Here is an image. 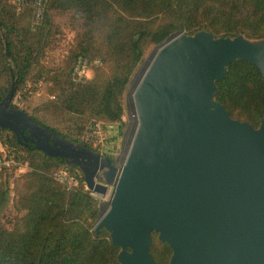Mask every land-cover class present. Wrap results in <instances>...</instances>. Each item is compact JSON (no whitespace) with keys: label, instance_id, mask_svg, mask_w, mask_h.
<instances>
[{"label":"trees","instance_id":"1","mask_svg":"<svg viewBox=\"0 0 264 264\" xmlns=\"http://www.w3.org/2000/svg\"><path fill=\"white\" fill-rule=\"evenodd\" d=\"M66 29L72 38L59 50ZM199 30L263 39L264 0H43L37 23L29 4L0 0V101L12 72L13 97L25 83L41 80V92L19 108L47 130L101 152L82 135L92 121L117 123L120 134L123 94L145 51L176 31ZM80 56L90 58L92 76L75 82L71 74ZM216 84L215 99L233 118L260 125L264 77L252 62L232 61ZM10 104L18 107L12 99ZM9 132L4 144L20 152L28 167L18 176L0 171V210L13 191L18 212L11 227L0 224V264H121L109 232L95 231L99 200L86 187L83 172ZM57 168L77 182L68 187L55 180ZM149 251L158 264H168L172 254L156 232Z\"/></svg>","mask_w":264,"mask_h":264},{"label":"water","instance_id":"2","mask_svg":"<svg viewBox=\"0 0 264 264\" xmlns=\"http://www.w3.org/2000/svg\"><path fill=\"white\" fill-rule=\"evenodd\" d=\"M234 60L264 77V38L179 31L159 44L136 90L140 123L121 168L12 106L13 72L0 128L77 166L91 191L114 187L95 231L109 232L121 264H158L152 232L172 248L168 264H264V120L233 118L215 99Z\"/></svg>","mask_w":264,"mask_h":264},{"label":"rangeland","instance_id":"3","mask_svg":"<svg viewBox=\"0 0 264 264\" xmlns=\"http://www.w3.org/2000/svg\"><path fill=\"white\" fill-rule=\"evenodd\" d=\"M178 32L179 31H176L169 36L173 37ZM65 34V37L59 40V45L61 46L59 50L67 47L72 38V32H70L69 30L66 29ZM158 45L159 44L151 45L145 51L143 59L137 65L130 83L123 94L122 101L124 105V117L123 127L120 134H118L117 132V123H112L104 126L107 131V140L101 148V153L103 155L107 154L113 156V159L118 168H121L125 164L139 127L140 118L136 102V90L140 82L142 81L148 67L151 64V62H148L150 55L153 54L154 56ZM91 76L92 72L90 70L87 73V77ZM132 84H135V89L132 88ZM41 87V80L29 81L25 83L21 86V88L17 90L15 96L12 98V102L18 107H25L30 99L41 92ZM9 133L10 132L8 130H0V149L6 146L4 145L3 141L7 140V137L10 135ZM26 169V167H19L17 165H2L0 171L10 170L13 172L14 176H18V174L22 173ZM10 178L11 180H13V176H11ZM113 188L114 187L112 185L108 188V192L104 195L105 198L103 197V195H99L92 191L93 195L99 200L100 213H105L109 208V196L112 193ZM13 197L14 193L13 191H10L8 202L0 210V224L4 225L5 227H11L15 216L18 214L17 210L13 206Z\"/></svg>","mask_w":264,"mask_h":264},{"label":"built area","instance_id":"4","mask_svg":"<svg viewBox=\"0 0 264 264\" xmlns=\"http://www.w3.org/2000/svg\"><path fill=\"white\" fill-rule=\"evenodd\" d=\"M18 4L27 3L33 7V19L37 23L41 20L43 11V0H15ZM98 60H95L97 62ZM91 60L88 57L80 56L72 70V79L79 82L87 77L90 71ZM107 140V131L104 124L99 121H92L82 135V141L96 148H102ZM0 149V169L2 165H17L19 167H28V161L22 157L20 152H17L14 147L8 144ZM53 177L58 182L69 186L77 182L76 176L63 168H57L53 171Z\"/></svg>","mask_w":264,"mask_h":264},{"label":"bare ground","instance_id":"5","mask_svg":"<svg viewBox=\"0 0 264 264\" xmlns=\"http://www.w3.org/2000/svg\"><path fill=\"white\" fill-rule=\"evenodd\" d=\"M153 57H154V56H153V54H152V55H150V58H149V61H148V62H152V60H153ZM132 88H133V89H135V84H134V85L132 84ZM132 93H133V91H132ZM99 195H100V194H99ZM111 196H112V193L110 194V196H109V197L111 198ZM103 197L105 198V196H104V195H103Z\"/></svg>","mask_w":264,"mask_h":264},{"label":"flooded vegetation","instance_id":"6","mask_svg":"<svg viewBox=\"0 0 264 264\" xmlns=\"http://www.w3.org/2000/svg\"><path fill=\"white\" fill-rule=\"evenodd\" d=\"M26 132V131H25ZM27 141H29V140H27ZM29 142H31V141H29ZM32 143V142H31Z\"/></svg>","mask_w":264,"mask_h":264}]
</instances>
